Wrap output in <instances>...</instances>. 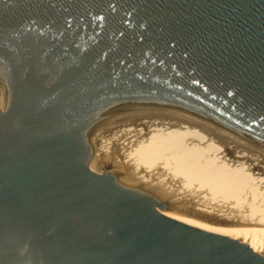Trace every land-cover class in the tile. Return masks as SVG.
<instances>
[{"label": "water", "instance_id": "obj_1", "mask_svg": "<svg viewBox=\"0 0 264 264\" xmlns=\"http://www.w3.org/2000/svg\"><path fill=\"white\" fill-rule=\"evenodd\" d=\"M0 264H264L98 174L94 126L171 110L264 150V0H0ZM36 251L39 253L37 258Z\"/></svg>", "mask_w": 264, "mask_h": 264}, {"label": "bare ground", "instance_id": "obj_2", "mask_svg": "<svg viewBox=\"0 0 264 264\" xmlns=\"http://www.w3.org/2000/svg\"><path fill=\"white\" fill-rule=\"evenodd\" d=\"M93 134L100 163L89 169L164 201L157 207L163 215L235 239L264 259V150L171 110L111 115ZM15 240L0 243V257L11 253ZM22 258L34 264L31 248Z\"/></svg>", "mask_w": 264, "mask_h": 264}, {"label": "snow or ice", "instance_id": "obj_3", "mask_svg": "<svg viewBox=\"0 0 264 264\" xmlns=\"http://www.w3.org/2000/svg\"><path fill=\"white\" fill-rule=\"evenodd\" d=\"M4 48V40L2 34H0V75L6 74L11 71L12 61L6 58L2 52ZM264 119V118H262Z\"/></svg>", "mask_w": 264, "mask_h": 264}, {"label": "rangeland", "instance_id": "obj_4", "mask_svg": "<svg viewBox=\"0 0 264 264\" xmlns=\"http://www.w3.org/2000/svg\"><path fill=\"white\" fill-rule=\"evenodd\" d=\"M111 175V174H110ZM112 176V175H111ZM111 179H112V177H111Z\"/></svg>", "mask_w": 264, "mask_h": 264}]
</instances>
